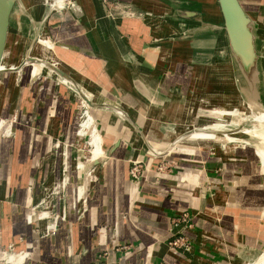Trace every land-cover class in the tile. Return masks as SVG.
<instances>
[{
    "label": "crops",
    "instance_id": "0c3cea01",
    "mask_svg": "<svg viewBox=\"0 0 264 264\" xmlns=\"http://www.w3.org/2000/svg\"><path fill=\"white\" fill-rule=\"evenodd\" d=\"M239 1L255 23L264 109V0ZM74 2V8L49 12L42 32L59 69L95 105L90 111L102 156L87 167L83 151L74 147L82 103L76 89L48 72L36 81L33 65L3 69L4 54L1 70L10 73L0 78V253L15 245L30 252L25 264H256L264 254L260 149L226 145L235 138L216 134L221 121L206 122L208 108L200 103L208 105L207 94L196 93L203 88L194 84L203 63L228 58L215 52L225 36L218 0ZM31 10L25 6L28 15ZM34 15L35 8L30 19L36 31L41 16ZM196 47L201 55L193 54ZM230 60L231 75L222 71L210 80L225 87L231 78L233 94L256 108ZM234 112L240 124L247 110ZM14 119L13 135L6 138L3 131ZM58 141L65 144L54 155ZM135 159L146 167L140 182L130 176ZM63 172L69 184L55 210L67 205L68 217L43 236L35 210L39 191ZM80 185L89 194L84 215L72 207ZM49 193L45 207H53ZM182 212L194 225L184 232L192 252L169 245L177 232L171 220Z\"/></svg>",
    "mask_w": 264,
    "mask_h": 264
},
{
    "label": "rangeland",
    "instance_id": "374dc122",
    "mask_svg": "<svg viewBox=\"0 0 264 264\" xmlns=\"http://www.w3.org/2000/svg\"><path fill=\"white\" fill-rule=\"evenodd\" d=\"M37 3V4H36ZM69 3V4H68ZM73 5L74 7H76L77 5L75 4L74 0H65L64 4H65V8L69 7L68 5ZM40 4V5H39ZM44 4L45 6L41 5ZM63 5V2H61L60 0H21L20 3H18L13 12H12V18H11V22H12V28L14 29V31H12V29L10 28V33L8 36V39L6 41V47L4 50V54H5V59L7 58V64L3 63V69H10L13 71H18L20 65H22L23 61H20L18 65H16L15 61L18 59H22L24 57L28 58V57H36V58H40L39 54H37L36 52L33 51V47L37 41L38 36L39 40L44 39L48 45L53 49V45L50 42L47 33L44 31L42 32V26H43V22L44 19L46 17V15L53 11V9H57V6L61 7ZM25 6L26 8L30 9L33 7V9L31 10L32 12H29L30 14L28 15V13H26L25 11ZM34 8H35V18H39V20L36 22V26H37V30L34 31L32 25H31V19L30 16L34 14ZM40 8L43 10V14L39 13ZM210 18H213V16L210 14L209 16ZM32 42V45H31ZM54 51V50H53ZM221 51H225L226 53H228V58L224 61H219L215 58H213L211 60L212 63H220L218 65H206V64H202V66H200L199 68L201 69V71H197L196 73V77H195V87L197 88V86L200 88L202 87L203 89L197 90L196 93H203L205 92L207 94V101L205 102L208 105H204L203 103H200L202 105V107H207L208 109L206 110L207 112H203L204 115H206L204 118H207L206 122H218L217 120L221 121L218 122L217 126L219 128H217L216 130V134L224 136L225 134H229L230 136L234 137L235 139L226 144V145H235V146H239V147H253L254 149H256V151H258V149L264 151V139H259V138H263L264 137V124L262 125H258V123H256L254 121V117H252L253 115L250 113L248 114V106L250 107V109L253 110V112H257L255 110V106L250 105V103L248 101H243V103L240 102V95L238 93L233 94L234 91L232 92V87H233V81L231 80V83H227V85H223V83H216L218 80L216 78H212L211 81L210 77L217 75L220 76L222 75V71L225 72L226 76L231 75V60L230 58L233 59L232 56V52L229 50V41H228V37L227 34H225V36L223 37H219L217 39V48L215 49V52H221ZM193 54L196 55H201L198 52V48L196 47L193 50ZM14 55V56H13ZM23 60V59H22ZM57 67L59 68V63L57 61ZM16 65V66H15ZM29 65L31 64H26L24 65V68L26 66L29 67ZM33 68L36 69V75L41 74L42 72H48L45 71L43 68L39 67V66H32ZM61 69V68H60ZM201 72V73H200ZM10 71H3L0 74V78H3L5 76V74L9 75ZM49 73V72H48ZM203 78L198 79V76H201ZM55 76V75H54ZM21 77L18 76L16 79V83L18 84L20 81ZM202 79V80H201ZM62 80V79H61ZM201 89V88H200ZM236 91V90H235ZM79 96V95H78ZM203 96H205L203 94ZM212 100H221V104L222 105H217V107L212 105ZM216 103V102H215ZM230 104H236L234 105H230ZM89 104H87V102L82 99V103H81V107H80V116H79V124H78V133H77V141H76V146L80 145L81 140L84 138V135H86V133L88 132V130H92V137L95 138V136H97L99 133L95 131V129L93 130V127L91 126L92 124L88 125V120L89 117H92L91 115V107ZM227 105H230V107H228ZM228 107V108H227ZM240 109V108H245L247 110L246 112V116L244 120H241V123H237L234 118H233V114L235 113L234 111L236 109ZM250 115V116H249ZM87 127H86V126ZM254 130V132H252L250 135H253L257 138H253L250 137V135L245 134V131H252ZM256 130V131H255ZM215 133V132H214ZM92 138V142L94 141V139ZM86 141H89V134H88V138H86ZM90 148H88V145H86V147L81 148V150L83 151L84 155L86 158L89 157V166L92 164V161L95 160L96 158L94 157V149L92 148V144H90ZM224 145V146H226ZM89 150V153H88ZM260 158L262 157L261 154L258 152ZM56 155V154H55ZM85 158V159H86ZM55 160V156L51 159V161L54 162ZM262 160V159H261ZM87 162V161H86ZM73 164V163H71ZM88 165V162L87 164ZM73 166V165H72ZM87 166V167H89ZM61 177V175H60ZM60 178H58V181H55L50 185V184H45L49 186L48 189H43L41 187V191H39L40 195L38 196V202H37V208L40 211V214L42 213V211H44L45 209V193H47L50 190V195H53V207H52V212L54 211V206H55V200H56V196H59V198H61L62 195H64V186H65V180H60ZM61 184V188L59 190H57V185ZM44 186V185H43ZM82 189V188H81ZM57 203V202H56ZM65 208V207H64ZM36 213H38L36 211ZM260 259L256 262V264H259Z\"/></svg>",
    "mask_w": 264,
    "mask_h": 264
},
{
    "label": "water",
    "instance_id": "95a60500",
    "mask_svg": "<svg viewBox=\"0 0 264 264\" xmlns=\"http://www.w3.org/2000/svg\"><path fill=\"white\" fill-rule=\"evenodd\" d=\"M18 1L0 0V74L3 72L1 70V63L6 47L10 17ZM218 4L223 16V30L227 34L233 59L244 83L251 93V97L255 99L260 111L264 112L260 104V55L256 45L255 23L239 0H218ZM30 62L44 64L45 67L74 87L80 97L86 100L91 107L95 106L73 79L58 67L33 58L30 59ZM23 69L24 66L21 70L23 71Z\"/></svg>",
    "mask_w": 264,
    "mask_h": 264
},
{
    "label": "built area",
    "instance_id": "2783aa9c",
    "mask_svg": "<svg viewBox=\"0 0 264 264\" xmlns=\"http://www.w3.org/2000/svg\"><path fill=\"white\" fill-rule=\"evenodd\" d=\"M64 2H65V0H63V5L61 7L57 6V8L59 10H64V8H65ZM68 6L71 8H74V6L71 5V3ZM55 10H57V9H53V11H55ZM39 75H34V77L37 78L36 81L39 80ZM66 84L68 85V83H66ZM72 89H74V88H72ZM76 97H79L78 94H76ZM14 121H15V119L10 121V123L7 125V127L3 131L4 137L9 138L13 135L12 126L14 124ZM91 126L93 127V129H95L96 132H98V128H97V125L95 124L94 120H93ZM91 131H92L91 129L88 130L86 135H84V138L81 140L80 145L76 146V143H75L74 147L77 149H80V150H81V148L86 147V145L89 144V142L86 141V138H88V134H89V138L91 137V135H92ZM58 143L59 144H58L56 151H58V149H60L65 144L61 141H58ZM54 146H55V144H54ZM88 148H90V144L88 145ZM88 153H89V150H88ZM64 156H65V154L63 153L62 157H64ZM86 161L88 162V166H89V157L86 158ZM131 163H132V166L130 169L131 179L135 182H140L144 178L146 167L138 159L132 160ZM162 170H163V168H162ZM91 173H96V172L91 171ZM63 179L65 180V186H64V194H65L67 185L69 184V178L67 177V175L64 172L61 174V177H60V180H63ZM63 197H64V195H62L61 198H59V196H56L54 211L52 213L53 214L52 217L55 218V227L47 230L46 232L42 231L41 233L43 236H49L52 232H55L57 230L59 220L67 219V217H68V206L67 205L65 206V208H63V212L62 211L57 212L55 210L56 206H57L56 201L58 200L60 203H62ZM88 198H89V194L86 192L85 187L83 185H80L77 188L75 200H74L73 206H72L73 209H75L80 215H84L87 212ZM35 210L38 212V213H36L37 214V220L39 223H41L40 211L36 208H35ZM31 219H32V217H30V220ZM171 222H172V229L174 231L177 230V232L175 233L174 240H172L169 243V245L171 247H174V248H183L188 252H192V249H193L192 241L189 238L184 236V232L194 230V225L192 223V218H191L190 213L189 212H182L179 215L173 217ZM127 249H128V247H122L121 250H127ZM29 258H30V252H27L25 250L18 251L15 249V245H10L7 249L3 250L0 253V264H25Z\"/></svg>",
    "mask_w": 264,
    "mask_h": 264
},
{
    "label": "bare ground",
    "instance_id": "6f19581e",
    "mask_svg": "<svg viewBox=\"0 0 264 264\" xmlns=\"http://www.w3.org/2000/svg\"><path fill=\"white\" fill-rule=\"evenodd\" d=\"M60 1L63 2V0H60ZM39 37H40V35L38 36L37 41H36V43H35V45L33 47V51H35L37 54H39L40 55V58H36V57H28V58H26L25 57L22 65H20L19 69L21 70V68L24 65H26V64L37 65V66L43 68L45 71H48L50 74L56 76V74L53 73L47 67H45L44 64H41V63H31L30 62V59L33 58V59H36L38 61H42V62H47V63L53 64L56 67L58 65L57 64V58H56V56L54 54L53 49L48 45V43L44 39L39 40ZM77 94L79 95L78 92H77ZM79 97H80V95H79ZM242 101H243V99H242ZM247 108H249L248 109V114L251 113L253 115L252 117H254V121L256 123H258L259 125H261V124L263 125L264 124V112L260 111V109H259L258 106L255 108V110L257 112H253V110L250 109L249 106ZM92 122H93V117H89L88 125L89 124H92ZM93 139H94V141H93V143H91L92 144V148L94 149L93 154H94V157L95 158H98V157L102 156V138H101V135L98 134ZM58 144H59L58 142L55 143V146H54L55 148H54V152H53L54 155L56 154V149L58 147ZM260 154H261L262 160L264 162V151L260 150ZM60 188H61V184L60 185H57V190H59ZM47 201H48V198L45 199V202L44 203L46 204ZM52 213H53L52 212V207H45L44 211H42V213L40 214V216H41V229L44 232H46L47 229H51V228H54L55 227V218L52 217V215H53ZM259 264H264V254L261 256L260 261H259Z\"/></svg>",
    "mask_w": 264,
    "mask_h": 264
}]
</instances>
